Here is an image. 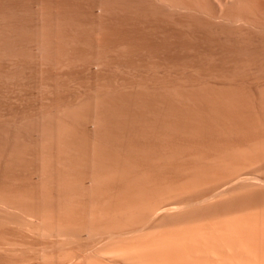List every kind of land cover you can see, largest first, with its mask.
<instances>
[{
	"label": "rangeland",
	"instance_id": "rangeland-1",
	"mask_svg": "<svg viewBox=\"0 0 264 264\" xmlns=\"http://www.w3.org/2000/svg\"><path fill=\"white\" fill-rule=\"evenodd\" d=\"M220 1L221 0H205L201 2V4L206 6L211 13H213L215 11L218 12V10L216 8L212 9V5L214 3H223V1ZM244 1L252 2V0ZM96 6L98 8L102 6L103 11L97 13ZM208 22L207 19L198 14L173 13L166 8L158 10L156 2L153 0H0V39L4 38L3 40L6 41L0 40V149L3 151V155H0V178H2V180H7L10 177L7 181H0V197L3 194L5 186H13V188L17 186V191H19L22 186V190L24 186H27L25 189L27 188L26 190H28V186H30L28 191H36L35 195L38 194L35 199L40 200L42 205H45H43L45 209L42 208V211L48 213L49 210V212H51L47 215L50 216L49 219H57L58 221L59 219L61 220L63 216L61 214L64 212L63 211L60 215L57 213V211H60L58 210V206L61 207L58 201L68 192L62 191L63 189L57 185H52V180L54 182L56 180V175L61 172L62 175L60 174V180L61 176L63 177L65 174H72V177L81 174V176L77 175L76 178L80 177L79 179L84 182L82 183L80 180L78 181L76 179L78 183L81 184L77 183L79 186L71 185L72 188L69 187V189L74 188L72 190L73 192L66 189L71 194L73 193V196L69 193V196H71L70 198L73 197L72 200H74L72 204L76 203V205H80H72L73 207L71 210L73 211H69V213L76 212L74 216L76 217L78 214L80 218L83 210L87 212V208L92 209L91 207L93 204L90 200L88 201V195H85V191L91 186V181L84 178H87L88 175L92 174L95 170L90 164L93 162L92 158L94 159L96 157L94 154L89 155V150L94 148L91 147L94 146V143L98 145H95V148L97 147L98 149H100L102 145L101 149L103 152V148H105L104 143L108 147V150H113L120 144H117L118 141H126L122 140V138L118 140L119 138H116L117 134L114 132L116 137L114 139V136H112V138L113 140H117L116 142L112 141V143H110L111 141L109 140L111 139L112 132L115 130L110 129V125L108 126L109 132L107 131V133L110 134H108L109 137L107 133H105L107 125L104 127L105 129L103 128L104 131L100 129L101 126H103L101 125L102 123L105 125V121H109V119H106V114L108 112H110L107 114H110V118H112L111 116L115 117L113 120L120 119V115L124 114L126 117H122L125 123L131 121L130 123L133 124L138 120L142 123L148 122V125H146V123L143 125L144 127L154 125L159 127L162 124L164 125V123L166 125V122L170 124L171 122H175L174 125L178 122L179 125L177 124L176 126H180L181 123L178 120H181L179 119V117L182 118L181 115L185 116L188 114L189 118L186 119V121L191 119L188 123L192 121L198 123L200 120L198 116L201 111L209 113L212 110L213 113L217 115L221 110H229V115H227L226 119L217 116L212 122H216L218 126L231 129L235 126V122L233 121L234 112L238 108L239 110L241 108L242 111L251 114L249 118H252V123L254 122L255 124L258 121V124L259 120H261L260 123L262 122L261 125L264 126L263 112L261 111L262 114L259 112L261 108L263 109V107H260L262 105L260 102H264V33L256 31H237L227 27L215 30L212 29V27L205 26ZM262 22H264V18H262ZM2 30L5 32L9 31V35ZM15 30L20 32H15ZM12 32H15L13 33L14 35L11 34ZM21 33L23 35H21ZM1 34L3 37H1ZM28 37H32V39ZM7 39L10 46H8ZM11 44L14 46L11 47ZM1 45L5 48L3 49ZM6 45L8 46V51L6 50ZM115 102H117V104ZM257 102L259 103L257 104ZM113 103H115L114 106L112 105ZM124 103H129L127 105L133 106L132 108L136 115H134L131 106L130 109L134 119H132L133 117L130 115L131 112L127 115L126 112H128L129 106ZM104 104H108L106 105L107 107ZM120 104H123L122 106L124 109L126 108L125 110L127 111L125 113H123L124 110L120 113L123 109ZM116 106H120V109H122H114ZM101 107L104 108L106 113L103 114L104 111ZM109 108L110 110L107 111ZM138 110H140L139 113L137 112ZM143 111L145 113H143ZM172 111H174V113H177V111L178 113L184 112L185 114L177 113L178 115L175 114L174 116L173 114V117L170 114ZM113 112H117V116L113 115L115 114ZM140 112L143 114H140ZM197 112H200L197 114L198 118L196 117L199 119L198 122L194 121L195 118H190L191 114L193 116V114ZM257 113L258 115H255ZM101 116L106 119H103L104 122H101ZM184 116L183 122L181 121L182 123L185 121ZM252 116L260 118L255 120ZM125 118L128 120L125 121ZM253 119L256 122L253 121ZM94 120L97 121L96 125L93 122ZM111 120L112 119H110V121ZM113 120L111 122L109 121V124L111 123L110 127L116 126L117 128L114 127V129H117L116 132H119L122 127L121 132H123L125 126L123 127L122 124H120L122 126L119 124L117 126V123H122L120 122L122 119H120V121L117 120L119 122ZM113 122L117 123L113 124ZM142 123H139L140 126H142ZM152 123L154 125H151ZM202 123H204L203 120L201 124ZM106 124H108V122ZM132 124L130 125L127 123V125H125L126 127H130L133 126ZM186 124L187 123L184 125ZM136 125H138L137 122L135 123V126ZM62 126H64L63 130L65 126V130L69 127L76 136L79 135V131L81 132V138L76 142L79 147L75 145V142L72 144L74 149L78 147V150L81 147V149L77 151V155L74 154V152L68 151L70 153L69 156L67 151L65 152L60 146L59 151L62 152H59L58 148H56V142L55 147L52 146L54 144L53 137L57 134L55 132L56 130H61ZM140 126L135 127L136 130L138 128V131H135L133 128V130L131 129L133 132H131L129 127L126 128V130L128 131L129 129L131 133L145 130L142 129L143 126L139 128ZM171 126H173V124ZM99 129L105 133L104 136L110 138L109 140L106 139L109 144H107L105 140L107 137H102L104 140L100 137L103 142L100 141ZM71 130H69V132ZM126 130L121 133V136H125L124 133L127 132ZM129 131L126 133L128 136L132 135ZM50 133H54V136L52 134L50 135ZM60 133L61 131L58 132V134ZM48 134L50 136H48ZM137 135L140 136L139 134ZM46 136H48L49 139L47 138L46 140ZM128 136L127 142L128 138L131 140V137H133L132 142L135 141V145L136 143L140 144V142L155 140L154 137H152V139L150 137L149 140H142L141 137L138 138V136H136L137 140H135L133 135ZM83 137L85 141L82 140ZM125 137H123V139ZM56 138L57 137H55V139ZM175 138V136L173 138H168L170 139L166 140L168 145L155 147L158 149L156 150L158 152L156 155L137 154L132 157L129 156L128 159L157 160V158L162 157H174L179 161H189L199 157L198 154L187 150H178L180 152L171 155V147L169 144L174 143L176 140ZM38 140H49V144L46 142L47 145H44V148H47L45 149L47 152L44 150L46 153H44L43 156L39 154V157L37 156V161V158L34 156L36 155L34 150H36V144L38 143H36V141ZM195 140L196 138L186 134L179 138L177 137L179 144L183 145L190 144ZM206 140H210V138ZM214 140L220 139L217 138ZM87 141L89 144L86 145L85 143H87ZM50 142H53V144ZM98 142L101 144L99 143V145ZM18 144L20 148L16 150L19 146ZM112 144H114L115 147ZM49 145L52 146L53 149L50 148ZM14 147H16V152L14 151ZM107 147L105 148L106 150ZM29 150H31V152H29ZM12 151H14L15 154L17 151H20L21 154H26V156L24 157L23 154L14 155ZM87 154L92 156V158ZM107 154L108 153L104 155L106 156ZM83 155L88 156V158ZM104 155L103 158H106ZM123 155L125 154L120 155L119 153L118 157L122 158ZM9 156L16 158V160L9 159ZM17 156L20 158L24 157L28 167H26L25 164L22 165L23 162L26 163L24 158H21L22 161L24 160L21 164V160L20 158L17 160ZM68 156L70 157L68 159L70 161L73 160V156H75V159L79 158L77 159L79 160L78 164L76 161V165L78 167L80 166V168H77V166L76 168L73 167V172L70 169V171H65L64 168H60L63 165L66 166L73 162H68ZM99 156L101 157V155H98L97 159L100 158ZM109 156L110 155L107 157L109 158ZM58 157L59 159L56 160ZM32 158L36 159H34L35 162L32 161ZM39 158H43V161ZM80 158H85L83 160L84 162ZM86 159H91L90 161L92 162H88ZM10 160H12V162ZM40 160L41 163L46 162V164L44 163L46 165V167L44 165L46 171L44 169H41V171L38 169L39 166H41V164H38ZM9 161L11 162L10 165L16 161L17 163L20 161V165L22 166L20 167L19 164L16 163L19 166H16L19 168L18 170V168L15 169L13 165V169L16 170V173L9 171L7 173L9 177L4 179L7 177L5 170L6 166L9 165L7 163ZM57 161L61 162L60 164L62 166L59 168L57 166V170H54ZM33 162L38 166H34ZM88 163L90 164L88 165ZM100 164L101 163H99V165ZM82 165L87 168H83ZM23 166L25 167L22 169ZM96 166L97 168L93 174L97 175V173L100 172L98 175L106 176L109 173L105 165V171H102L105 169L103 165L99 167L97 163ZM11 169L12 167H10L9 170ZM59 169L60 172L58 171ZM97 169L99 171H97ZM81 170H84V173ZM9 173L10 175H8ZM12 174L15 176L12 177ZM104 179L105 178H101V180ZM47 182L49 184H46ZM103 182L106 183V180ZM105 183L103 184L101 181V186L98 185V189L107 188L108 186L106 187L107 184ZM82 184L84 185V189H82ZM18 188L20 189L18 190ZM79 189L82 190L80 191ZM22 190L20 192H22L23 195L26 190ZM74 191L78 193L76 194ZM33 192L31 191V194L29 193L30 196L26 195L23 197V195L21 197L22 199L19 200L21 202L19 203L17 201L18 204L24 207H30L32 205L33 208L35 205L38 206L37 203L39 201H35L33 199L34 197H32L33 201L30 199ZM12 197L16 199L15 195ZM25 198H29V200ZM67 204H64V206L66 207ZM86 204L87 206H85ZM103 205L104 204L101 206ZM67 207L70 206L68 205ZM77 209H79L81 214L77 212ZM90 209L87 213H90ZM65 212L67 213V211ZM85 212L83 211V214ZM87 213H85V215H87ZM44 215L47 217L46 214ZM87 216L90 217L89 214ZM78 217L76 218L80 220ZM89 217H83V219L85 221L86 218L89 219L87 220L88 222L91 219V217ZM49 219H46V222L49 223ZM63 219L64 217L62 220ZM105 221L106 220H104V224L107 222ZM108 223L109 222L106 224ZM112 223L113 222H110L111 225ZM104 224L99 225H103L104 227L111 226L110 224ZM9 227L17 226L9 224L1 228L0 237L25 244L33 250L30 251L29 254H20L15 257L0 256V264H15L21 261H25V264H30L26 261L36 257L40 249L46 250V258L44 261H41L40 264H64L67 260L65 257L70 256V253L72 257V252L82 250L80 249L82 246H78L75 243L66 245L63 248L51 246L55 241L54 238H40L37 235L29 236ZM104 227L101 226L103 229ZM59 241L65 242L66 240L60 239ZM126 241H130V239ZM128 243L129 242L125 244ZM117 244L118 246L121 245L120 241L117 242ZM34 250H36L37 253ZM74 255L75 253L73 256ZM95 258L96 260L100 259V256L99 258ZM132 260L133 259H122L118 261L117 259L118 263L115 262V264H132Z\"/></svg>",
	"mask_w": 264,
	"mask_h": 264
},
{
	"label": "bare ground",
	"instance_id": "bare-ground-1",
	"mask_svg": "<svg viewBox=\"0 0 264 264\" xmlns=\"http://www.w3.org/2000/svg\"><path fill=\"white\" fill-rule=\"evenodd\" d=\"M153 1L156 2L158 6V10H162L166 8L167 10L173 13H187L192 15L194 14L201 15L202 17H204L209 21L208 24H206L205 26L212 27V29L215 30L219 28L227 27L237 31H249V32L256 31V32L264 33V22H262V18H264V0H252V2H247L244 0H221L223 1V3H214L212 5V9L216 8L218 10V12L215 11L213 13H211V11L206 6L201 4V2L205 0H153ZM97 8L98 7L96 6L97 13L103 11L102 6H100L98 9ZM15 32H20V31L15 30ZM15 32H12L11 34L14 35L13 33ZM21 35L23 34L21 33ZM1 37H3V35ZM30 39H32V37ZM7 43H8V39H7ZM17 45L19 46L18 43ZM8 46H10L9 43ZM8 46L6 47V50L8 49ZM13 46L14 45H12L11 47ZM4 48L5 47L3 46V49ZM115 103L117 104V102ZM115 103H113L112 105L114 106ZM258 103L259 102H257V104ZM260 103L262 105L259 106L263 107L264 109L263 106L264 102L262 103L261 101ZM124 104L127 105L129 103L127 104L124 103ZM122 105L123 104H120V106ZM105 106L104 108L107 107ZM117 106L113 108L120 109V106L119 107ZM127 106H129V108L127 107L128 112H126L127 111L125 110L126 108L124 109L122 106L123 109L121 108L122 111H120L121 109L119 110L120 113L123 112L124 110L123 113L126 112L128 115V113L131 112L130 106L131 108L133 106L132 105H127ZM104 108L101 107L103 111ZM263 109L261 108V110L259 111V112L261 111L263 112L262 116H264ZM109 110L110 108L107 111ZM132 110L134 112L133 108ZM139 111L140 110H138L137 112L139 113ZM174 111L170 113L172 116L173 114L175 116V114L178 115L179 113L185 114L184 112L178 113V111L177 114L174 113ZM236 111L234 112L233 115V121L235 122L234 124L235 126L231 129L218 126L216 122H212L215 120V117L217 116L226 119L227 115H229V110L226 111L221 110L217 115L214 114L213 111L211 110L209 113L201 111V113L200 112L194 113L195 115L193 114V116L191 114L192 117L189 114L190 118H195L194 121L198 122V120L200 119L202 122L203 120L204 123L202 124L200 120L198 122L199 124L193 121L190 123H194V124L188 123L189 121H191V119L186 121V119L189 118L188 114H186L187 117L186 115L184 116L180 114L182 118L177 116L179 117V119H181L178 121H180L182 126L181 125L176 126L177 124L179 125V123L176 121L177 122L176 125H174L175 122L174 123L171 122V124L166 122L167 124L170 125L167 124L165 125L164 123V125L160 124L161 126L156 127L152 123L151 125H154L155 127L154 126L144 127L143 125L146 122L142 123L136 120V122L138 123V125L136 126H140L139 123H142L141 124L143 126L142 129H145L137 133H131L133 132L132 131L133 128L135 129L136 127L135 126L136 122L132 124L130 123L131 121L128 122L127 121L128 119L125 118V121H127L125 123L124 118L122 116L126 117V115L123 114L120 115L121 117H119L120 119H122L121 121L120 119H117L122 123H117L119 121H117L116 119L113 120V118H115L114 116H111L112 118H110L109 117L110 114L107 115L108 113H110L108 112L106 114V119H109V121L110 119H112L113 121H117L116 122L117 126L118 124L119 125L122 124L123 127L125 126L123 132H125L126 128L129 127V126L126 127L127 123L133 125L130 126L132 128L129 127L131 132L129 131V129L128 131L135 137V140H137L136 136H138L137 134H139L140 136H138V138L141 137L142 140L143 139L149 140L150 137L151 139L152 137H154L156 141L155 140H153L154 142L150 141L153 142L154 143L153 144L146 141L140 142L141 141L140 139V141H138L140 142V144L138 143L139 144L138 145L136 143L135 145V141L132 142L133 137H131V140L130 138H128V142H127V136H128V134H126L128 132L127 130H126L127 132L124 133L126 137L122 135L126 139L125 138L123 139V137L121 136V133H123L121 132L122 127L121 130L119 129L120 130L119 133L118 131L116 132L117 130L116 126H114L116 127L115 129L114 127H110L111 123L109 124V121H105V125L103 123L101 124L103 125L100 128L101 130L107 125L106 129L104 128L106 131L105 133H107V131L109 132L108 129L109 125H110L109 128L115 131L112 132L111 130L112 135L110 139L109 133H107V135L109 134L108 135L109 137L104 136L105 133L102 132L104 131V129L102 131L99 129V138L107 137L105 138V140L110 139L109 141H111L110 143H112V141L116 142L117 140V139L113 140L112 136H114V139L117 136L116 138H119L118 140H121L120 138H122V140H126V141L124 142L118 141L117 144L120 143L118 145V147L120 146L119 149L118 147H116L117 149L114 148L113 150H108V147L104 143L105 148L107 147V150L103 148L105 153L101 149L102 145L100 147L101 149L100 150L97 147L95 148V145L97 144L94 143V146H91L92 148L93 147L94 148L91 149L92 151L89 150L90 153L89 155L94 154L96 158L93 159L92 156H89L87 154L93 160L92 162L90 161L91 159L90 160L86 159V161L92 162L91 164L88 163V165L90 164V166L92 168H95L96 170L97 168L96 164L98 163L99 167L103 165V167L105 168L106 166L107 171H109V173L106 172L108 173L106 176H102L100 174L98 175V173L100 172L97 173V171H99L98 169H101L98 168L96 171L97 175L93 174L95 173L94 170L93 173L88 175L87 178L83 177L84 179H89L91 181V186H89V189L87 188L88 190L86 189L87 190L85 191L86 194L85 193L84 194L88 195L87 197L89 198L88 201L90 200V202L93 204L91 208L92 209L94 208L93 209L94 211L90 208H89L91 210L90 213H87L89 212L88 208L86 209L87 212L83 210L85 213H87V215L88 214L90 215L91 217L90 221L87 222V220H89L87 219L89 216L85 215V213L83 214V211L81 214L79 212V209H77L78 210L77 212L81 214L82 219L83 217L84 218L87 217L86 221L84 219L82 220L81 217L79 218L77 214L76 217L80 219L78 220L74 216L76 212L69 213V211H73L71 210L73 207L72 205L80 206L78 204L76 205V203L72 204L74 200H72L73 197L72 198L70 197L73 196V193L71 194L69 191H67L69 187L72 188L71 185L79 186L78 184H81L78 183L80 177L76 178L78 174L75 177L74 176L72 177L71 176L72 174L71 175L65 174L63 175V177L61 176V180H60L59 177L62 172L60 174L57 172L58 175L55 174L56 180L54 182L52 180L53 183L52 185L54 186L57 185L61 189H63L62 191L68 192L66 193L67 195L63 193L64 197H61L60 200L58 201V204L60 202L61 207L58 206L57 204V206L59 207L58 210H60L57 211V213H59L60 215L64 211L61 214L63 216L62 217L60 216L61 220L60 219L58 221L57 219L50 220L49 219L50 216L47 215H49V213L51 212H49V210L48 213L42 211V208L45 209L44 208L45 205L43 204L44 205L43 206L40 200L35 199L36 195L38 194L37 193L35 195L36 191L33 192V190H31L34 194L32 193L33 196L31 195L30 199L34 197L33 199L35 201L36 200L39 201L37 203L39 207L35 205V207L33 208V206L31 205L30 208L29 206L24 207L18 204V202L19 203L21 202L19 200L22 199L21 197L23 195H24L23 197H25L26 195L30 196L31 191H28L30 189V186H28V190H26L27 188L25 189V187L27 186H24L23 190L26 191L24 192L23 195L22 192H20L23 186L22 187L20 186L21 189L18 188V190L20 189L19 191H17L16 189L17 186L14 188L13 186L11 187L5 186L3 190V194L0 197V229L6 227L9 224L15 225L17 227H9V228L16 229L29 236L37 235L40 238H54L55 241L52 243L51 246H57L59 248H63L66 245H72L74 243L78 246H82L80 248L82 250L79 251L76 250L75 252H72V257H71V253L70 256L65 257L67 260L64 259L66 260L64 264H98V263L115 264V262L118 263L117 259L118 261L122 259H133L132 264H264V126L261 125L262 124V122L260 123L261 120H259L258 124H257L258 121L257 122L255 121L256 119L258 120V118L260 117L255 118L252 116L253 118H255V120L253 119V121L256 122L254 124V122L252 123V118L251 117H250L251 119L249 118V115L251 114L242 111L241 108L240 110L238 108ZM104 113H106V111H104L103 114ZM113 113H112L113 115L117 116L116 115L117 112H113ZM143 113L145 112L143 111ZM143 113L140 112V114ZM197 114H199L198 116L199 119H197L198 118ZM130 115L133 117L132 119H134L132 112L130 113ZM134 115H136L135 112ZM255 115H258V113ZM183 116H184V120L186 121V122L184 121V123H182ZM100 118H102V120L100 119L101 122H104L103 119L105 118H103V116H101ZM93 122L96 125L97 121L94 120ZM107 122L108 124H106ZM116 123L113 122V124ZM185 123L187 124L184 125ZM172 124L173 126H171ZM146 125H148V122L146 123ZM142 126H140L139 128H141ZM63 127L64 126L61 127V130H56L55 133H57L56 135L58 136L56 135L54 136L53 135L54 133L53 134L50 133V135L52 134L54 136V137L52 136L54 139V144L53 142L50 143L53 144L52 145L53 147H55V142H56L57 145L56 148H58V151L60 150L61 147L64 149L65 152L67 151V154H69V156H70L69 152L72 153L74 152V154L77 155L78 154L77 151L81 149V147L77 150L79 145H77L76 142L80 140L79 138H81L82 134L79 131L78 134L79 135L81 134L80 137L79 135L76 136V134L72 132V130L69 129V127L66 129L68 132L65 130L66 126L64 130ZM69 130L71 131L69 132ZM57 131L58 132L61 131V133L58 134ZM135 131H138V128L137 130L135 129ZM114 132L117 135L114 134ZM45 133L47 135L46 131ZM185 134L192 136L193 138H196V140L190 144H184V145L179 144V142L177 141V137L179 138L180 136H184ZM50 135L48 134V136ZM48 136H46V140ZM174 136L176 137L175 142L169 144V146L171 147L170 150L171 155L180 152L178 150L181 151L187 150L189 152L198 154L199 157L189 161H179L174 157H162V158H157V160L128 159L129 156L132 157L133 155L135 156L137 154L156 155L158 154V152L156 151L158 149L155 147L168 145L166 140H170L168 138H173ZM55 137L57 138L55 139ZM101 138L100 141H102L103 139ZM207 138H210V140H206ZM217 138L220 140H214ZM82 140H84V137ZM46 142H48L49 144V140L36 141L37 143L36 150H34L36 155L33 154L34 152L32 154L37 158V161L39 154L43 156L44 153L47 152V150H45L47 148H44V145L45 146L47 145ZM74 142L75 145L78 146L75 149L73 148L72 145ZM107 142L108 141L106 140V143ZM99 143L100 142H98V144ZM85 144L87 145L89 144V142L87 141V143ZM112 145L115 147L114 144ZM52 146L49 145L50 148H52ZM16 147H14V151ZM18 148H20V145L17 147L16 150H19ZM2 152H3L2 149H0V155L2 154ZM15 152L14 155L23 154V153L21 154L20 151H17L16 154ZM29 152H31V150H29ZM106 153L108 154L105 156L104 154ZM119 153L120 155L125 154L123 155V157L124 156L125 157L124 158L118 157ZM29 154L27 155L30 156L31 154L30 155ZM102 154L106 158H103ZM23 155L24 157L26 156V154ZM96 155L97 156L101 155L102 158L99 156L100 158L97 159ZM108 155H110L109 158L107 157ZM69 156L67 160L70 158ZM75 156H73L74 158L72 157L73 160L71 161L68 160V162H72V161L73 162L71 164L69 163V165L67 164L66 166L63 165L64 167L60 164L61 162L57 161L54 170H57V166L58 168L62 166L60 168H64L65 171L66 170L68 171L70 169L73 172L74 171L73 167L76 168L77 166L76 161L77 164L79 161L77 160L79 158L75 159ZM88 156L86 157L88 158ZM9 157H10L9 159L16 160V158H13L12 156ZM19 158L20 157L17 156V160H19ZM85 158L83 159L80 158V159H82L83 161ZM34 159L32 161H34ZM57 159H59V157L56 158V160ZM28 160L30 161V158ZM41 160L39 161L40 163H38L39 165L41 164V166H39V168L37 167L38 169H40V171L41 169H44L46 167L45 165L46 162H44L45 164L43 162L41 163ZM10 161L12 162V160ZM10 161L7 162L9 165L6 166V170H5L6 176L9 171H11L12 173H16L15 169H17L19 166L21 167L22 165L25 164V166L28 167L26 160H25L26 163L21 160V164L23 162L22 165H20V161H18V163L16 161L14 162L15 164L13 163L10 165L11 163ZM16 163L19 164V166ZM99 163L101 164L99 165ZM72 164L73 166L71 167ZM13 165L15 166V169H13L14 167ZM35 165L37 164H34V166ZM25 166H23L22 169ZM10 167H12L13 170L12 169L9 170ZM82 167L85 168L86 166L84 167L82 165ZM77 168H80V166L79 167L77 166ZM84 170L81 171L84 173ZM105 170L106 168L103 169L102 171ZM58 171L60 172V169ZM10 173L8 175H10ZM79 175L81 176V174ZM11 176L13 177L15 175L12 174ZM8 177L9 176L5 177L4 179H7ZM101 178H105V179L101 180ZM7 180H2V178H0V181H7ZM105 180L106 183L103 182ZM101 181L103 184L104 183L107 184L106 187L108 186L107 188H103L104 190L101 187L100 188L102 190L98 189V185L101 186ZM80 182L82 181L80 180ZM46 184L49 183L47 182ZM84 185L82 184V189H84L83 187ZM73 189H69V190L72 191ZM74 192L76 194L78 193L76 191ZM69 193L71 196H69ZM13 195L16 196V199L12 197ZM25 199L29 200V198H25ZM33 199L31 201H33ZM64 204H67L66 207L64 206ZM87 204L85 206H87ZM102 204L104 205L101 206ZM68 205L70 207H67ZM11 210L18 212H13ZM41 211L43 212V214ZM65 211H67L68 214ZM44 214H46L47 217H45ZM72 214L74 217L72 216ZM63 217L64 219L62 220ZM46 219L47 220L49 219V221L52 223L46 222L47 221ZM104 220L109 222L108 224H110V222L113 223L112 225L110 224L111 226H107V227L101 225L102 227H104L103 229L99 224H104ZM60 239H64L66 241L61 242L59 241ZM129 239L130 241H126ZM119 241L121 245L118 246L119 243L117 244V242ZM121 241L123 244L121 243ZM127 242L129 243L125 244ZM32 250L33 249L27 247L25 244L17 243L14 240H6L5 238L0 237V256L2 257H15L20 254L21 255L29 254L30 251ZM34 251L37 253L36 250ZM74 253L75 255L73 256ZM99 256L100 259L96 260L95 257L99 258ZM45 258H46V250L40 249L38 250L36 257H33L27 260L26 262H29L30 264H40L41 261H44ZM15 264H25V261L16 262Z\"/></svg>",
	"mask_w": 264,
	"mask_h": 264
}]
</instances>
